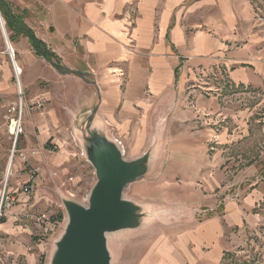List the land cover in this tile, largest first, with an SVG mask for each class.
I'll list each match as a JSON object with an SVG mask.
<instances>
[{
	"label": "crops",
	"instance_id": "1",
	"mask_svg": "<svg viewBox=\"0 0 264 264\" xmlns=\"http://www.w3.org/2000/svg\"><path fill=\"white\" fill-rule=\"evenodd\" d=\"M13 1L61 68L19 37L14 71L35 90L19 98L20 157L35 147L48 157L50 132L64 159L82 156L75 133L97 106L91 127L121 142L127 161L148 157L135 183L154 180L153 190L141 188L138 204L158 215L185 214L146 242L137 264H222L229 236L256 226L264 212V24L257 21L264 0ZM207 71L224 72L213 79L227 92L187 107L188 88ZM6 97L0 138L17 103ZM35 127L37 145L30 142ZM10 167L11 158L6 175ZM21 190L4 213L27 223ZM231 191L238 198L218 208L217 198ZM206 211L212 214L197 216Z\"/></svg>",
	"mask_w": 264,
	"mask_h": 264
},
{
	"label": "rangeland",
	"instance_id": "2",
	"mask_svg": "<svg viewBox=\"0 0 264 264\" xmlns=\"http://www.w3.org/2000/svg\"><path fill=\"white\" fill-rule=\"evenodd\" d=\"M6 1L11 5L15 3L13 0ZM5 31L8 38L6 28ZM20 42L19 37L10 42L16 62L15 48ZM10 60L0 27V86L5 89L4 93H0V102L10 94L18 105L20 97L24 100L25 96L34 93L35 90L25 89L22 86L21 74L18 77L15 75ZM212 73L222 75L224 72L207 71L203 79L199 78L192 87H189L186 93L188 99L185 103H190V106L187 104V107L194 105L201 95L206 97V94H212L216 97L227 92L225 84L222 85L220 79H213L217 77ZM37 87L41 86L37 84ZM4 104L0 105L3 110L6 109ZM4 126V135L0 138V192L5 188L16 197L20 193V187L30 184L32 193L22 197L27 205L26 213L30 217L29 222L17 221V219V222H14L9 218V214L2 211L0 213V264H50L56 241L62 235L66 225L67 216L63 204L65 201L79 205L87 204L89 193L96 183L94 169L83 154L64 159L60 154V147L54 141V136L57 134L51 132L47 134L48 139L45 143L49 148L48 157H43L41 150L35 147L37 150L21 158L22 147L25 144L23 130L15 141L9 134L5 121ZM40 138V129L35 127L30 135L31 144H39ZM10 158L11 167L6 175ZM18 166L23 168L22 172L16 170ZM23 177L26 178L23 179ZM152 182L154 180L129 185L124 192V199H135L134 201L139 202L133 196L136 193L139 195L141 188L143 191L151 192ZM138 189L140 192H137ZM237 198V193L231 191L229 194L220 195L217 199L219 204ZM219 206L220 204L218 208ZM211 214L210 211H206L197 213V216L203 218ZM181 215L185 216L184 213H179L177 216L164 213L155 219L150 218L151 221L144 229L135 228L112 234L110 237L112 264H137L136 258L144 251L146 242L158 233L166 232L168 223L173 222L177 217L182 218ZM51 225L55 228L45 232ZM227 247L223 264H264V212L256 226L249 229L241 228L231 234Z\"/></svg>",
	"mask_w": 264,
	"mask_h": 264
},
{
	"label": "water",
	"instance_id": "3",
	"mask_svg": "<svg viewBox=\"0 0 264 264\" xmlns=\"http://www.w3.org/2000/svg\"><path fill=\"white\" fill-rule=\"evenodd\" d=\"M0 27L6 51L15 67L13 50L1 15ZM96 111L97 106L84 118L75 133L83 156L94 169L96 183L86 205L64 202L66 225L56 241L50 264H112L113 255L108 248L111 235L135 228L144 229L150 218L160 216L152 213L147 206L124 199L129 185L145 176L148 157L127 161L117 139L109 140L91 127Z\"/></svg>",
	"mask_w": 264,
	"mask_h": 264
},
{
	"label": "trees",
	"instance_id": "4",
	"mask_svg": "<svg viewBox=\"0 0 264 264\" xmlns=\"http://www.w3.org/2000/svg\"><path fill=\"white\" fill-rule=\"evenodd\" d=\"M0 14L4 21L10 42H12L14 38L18 37L27 38L31 49L36 56L45 59L55 69L59 71L61 70L55 56L50 52V50L47 49L46 45L42 41L35 37L33 31L30 30L23 22V11H14L9 2L6 0H0ZM226 255L227 254L224 253L222 264Z\"/></svg>",
	"mask_w": 264,
	"mask_h": 264
},
{
	"label": "built area",
	"instance_id": "5",
	"mask_svg": "<svg viewBox=\"0 0 264 264\" xmlns=\"http://www.w3.org/2000/svg\"><path fill=\"white\" fill-rule=\"evenodd\" d=\"M257 21L258 23L264 24V18L262 16L259 17ZM205 73L206 72H204V74ZM214 75L216 77L218 76L216 75V73ZM35 106L40 107V104H35ZM5 122H6V126H7L9 134L13 136L14 140L16 141V138L18 137L19 134L22 133V130H23L22 128V102L20 99H19L18 105H16L15 107H11L7 110V113L5 116ZM11 128H12V131H11ZM119 143L121 144V142ZM21 191L25 195L29 196L32 193V186L30 184L25 185L22 187ZM15 202H16L15 196L9 191H6V189L4 188L0 192V213L1 211L5 212L7 210H10L14 206ZM200 213H203V212H200ZM54 228L55 226L51 225L50 228L45 230V232H47V230L51 231Z\"/></svg>",
	"mask_w": 264,
	"mask_h": 264
},
{
	"label": "bare ground",
	"instance_id": "6",
	"mask_svg": "<svg viewBox=\"0 0 264 264\" xmlns=\"http://www.w3.org/2000/svg\"><path fill=\"white\" fill-rule=\"evenodd\" d=\"M15 67H16V66H15ZM19 74H20V70H19V68H16V69H15V75L18 77ZM11 131H12V128H11Z\"/></svg>",
	"mask_w": 264,
	"mask_h": 264
}]
</instances>
